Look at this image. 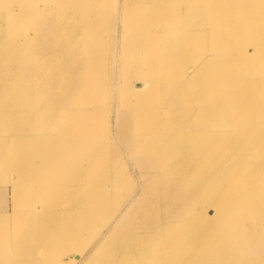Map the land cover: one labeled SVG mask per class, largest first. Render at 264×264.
<instances>
[{
    "label": "bare ground",
    "instance_id": "obj_1",
    "mask_svg": "<svg viewBox=\"0 0 264 264\" xmlns=\"http://www.w3.org/2000/svg\"><path fill=\"white\" fill-rule=\"evenodd\" d=\"M105 6L122 44L95 31ZM0 119L20 131L0 121V146L25 147L18 169L0 152V179L45 208L11 230L0 214V264H78L98 239L86 264H264V0H0ZM127 158L141 189L111 227L136 193Z\"/></svg>",
    "mask_w": 264,
    "mask_h": 264
},
{
    "label": "rangeland",
    "instance_id": "obj_2",
    "mask_svg": "<svg viewBox=\"0 0 264 264\" xmlns=\"http://www.w3.org/2000/svg\"><path fill=\"white\" fill-rule=\"evenodd\" d=\"M151 1H149L148 3H150ZM159 3L163 4V2L159 1ZM104 12H102L99 16V19L102 20V23L98 24L99 27L98 29H95L96 33H100L102 36H107L109 35V37H113V35L116 33H118V36L116 35V37L118 38V41H121V44L123 43V39L126 38V36H123L121 35V37L119 36L121 33H124V25H122L123 23V14L120 12L119 14H114V12H112L111 16L109 15V12L107 11V6H105L104 8ZM126 10L129 11V8L128 6L126 5ZM127 14V13H126ZM120 16V17H119ZM112 18V22H111V26H109V23H108V18ZM122 18V19H121ZM191 18H194V17H191ZM187 19H190V18H187ZM120 22V23H119ZM120 24V25H119ZM183 25L185 23H182ZM258 33H263L262 31H258ZM123 36V38H122ZM46 39L47 37L38 43V46H43V47H48V43L46 42ZM34 51V50H33ZM117 72V71H116ZM115 71L113 70L112 71V74H114ZM143 78H139L138 80H134V78H131V81H133L134 83V87L135 86H140L143 82ZM70 82H74V80H67V85L66 87H69V84ZM65 87V89H66ZM65 91V90H64ZM188 97H191V96H188ZM101 103L99 104L101 107L99 108V112H98V115L100 118H102L106 111H107V107H108V97L105 96L104 98H102L101 100ZM114 112V111H113ZM115 112L112 114V120H111V130H112V134L114 136H117L118 135V130L116 129L118 127V123H117V118H116V115H114ZM43 117V116H41ZM44 118V117H43ZM58 118L55 117L54 120L52 121L51 125L48 127V128H51V127H54L56 125ZM0 121H3L4 123H7L11 128L8 129L6 132L8 133H12V132H20V131H17V129H15V126L18 124L17 121L15 120H12V119H0ZM256 123H259V120L257 119H253L251 120V122L247 125V127L245 129H254V128H257L256 127ZM69 128H71L70 125H68ZM47 128V129H48ZM114 128V129H113ZM117 131H116V130ZM258 129H255V131H257ZM25 130H23V132L21 133H26V134H29L31 133L33 130L29 131L28 129L26 130V132H24ZM115 131V132H114ZM64 132H69V129H65ZM72 130L69 132L71 133ZM3 134V133H2ZM1 134V135H2ZM4 135V136H3ZM2 136L3 137H6L8 138L7 135L3 134ZM24 145H22L20 148L16 149V148H8V147H2L0 146V152L4 155H6L7 153H11V152H14L17 156V161H14L17 168L19 167V164L21 166V164L23 163L22 160H20V157L22 155V153H24V150H25V147H23ZM111 147V144L109 145V148ZM149 147V144H146V143H143L141 145V148L142 149H146ZM108 148V150H109ZM121 148V147H120ZM125 147L122 146L121 148V151H123V153H125L126 151L123 149ZM49 149V141H45L43 140L41 142L40 145H36V144H33V146H30L28 148V150H26V153L25 154H30L31 155V161H32V165L30 166V168L34 167L35 165V161H33V159L36 157V161L37 162H43L42 160H38L37 159V156H43L46 154V152L48 151ZM107 156H111V155H108ZM229 156H232V151L230 148H225V149H221V150H218V151H215L211 154V156H209L207 158V161H208V165L212 166L213 164H216V163H219V162H222L224 161V158H227ZM179 157L181 158V155H179ZM129 161V162H128ZM137 161L134 160V159H130V158H127V163H124V165L126 166L127 165V172L128 174L134 179L136 176V180L135 182V191L136 192L135 194L132 193V197L123 205L122 207V212L120 210L119 213H117L116 217L114 218L113 222L111 223V227L114 226V224L118 221V219L122 218L124 212L126 211L125 209H127L129 206L133 205V202H135V200L137 199V195H139L140 193V189H141V182L140 180L138 181V179H141V168L138 166V164L136 163ZM45 165L49 168V167H55L57 166L59 163H60V159L58 157L54 158V159H51V160H45L44 161ZM130 163V164H129ZM136 164L137 166L139 167H136ZM131 165V167L129 166ZM129 167V168H128ZM137 168V169H135ZM139 169V170H138ZM136 170V171H135ZM29 172H32V170L28 169ZM143 171V170H142ZM106 172H109L110 174V178H112L113 176H115L117 173H113V172H110L108 169H101V168H97V170L95 171L96 174H99V175H105ZM71 173V171L69 172H66L65 174L67 176H69ZM133 173V174H132ZM15 175V174H14ZM136 175V176H135ZM139 176V177H138ZM14 176L13 175H7V177L3 176V178L0 179V214L2 215H7L10 219V222L7 226H9V229L11 230L12 229V225H13V222L16 221V219L14 218V215L15 213H20V214H23V213H28L30 211L32 212H36L37 215H39V218L35 217L32 218L30 220L29 223H33L34 220H37V219H45L44 217V214H41V211L44 210L45 208L42 207L40 208L39 210L37 206H35V203L38 201L37 200V197H39L40 195H44V194H39L36 190H33L34 194L32 195V192L29 190V191H26L25 193H22L21 195H14L12 193V190H11V186L6 183V181L8 179H11L13 178ZM48 177L53 180V181H56V180H60V174H59V171L57 169H54L50 174H48ZM22 180V178L20 179ZM140 185V186H139ZM138 186V187H137ZM48 188V187H47ZM137 189V191H136ZM139 191V192H138ZM138 193V194H137ZM56 194H61V193H56ZM136 195V196H135ZM135 197V198H133ZM135 199V200H134ZM131 200V201H130ZM129 202V203H128ZM128 203V204H127ZM196 203L198 205H201L202 203V200L199 199L198 197H196ZM130 204V205H129ZM135 206V205H133ZM124 208V209H123ZM124 211V212H123ZM121 213V214H120ZM120 214V215H119ZM6 216V217H7ZM119 216V217H118ZM118 217V219H117ZM8 219V221H9ZM123 221H126L123 220ZM107 231V232H106ZM107 235L108 234V229L104 230L103 233H102V236L101 238L104 236V235ZM20 237L24 238L26 237L25 235H23V233L20 235ZM97 241V243H96ZM94 242V245L96 246H92L90 248V250L84 254V258H82V260L78 263V264H86L87 263V260L89 259L91 253L92 252L91 250H95L96 247L100 246L101 244V241L96 240ZM98 245V246H97ZM94 248V249H93ZM89 256H88V255ZM88 256V257H87ZM85 261V262H84Z\"/></svg>",
    "mask_w": 264,
    "mask_h": 264
}]
</instances>
